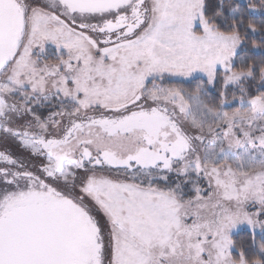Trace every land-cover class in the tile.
Segmentation results:
<instances>
[{
  "label": "snow or ice",
  "instance_id": "1",
  "mask_svg": "<svg viewBox=\"0 0 264 264\" xmlns=\"http://www.w3.org/2000/svg\"><path fill=\"white\" fill-rule=\"evenodd\" d=\"M0 264H264V0H0Z\"/></svg>",
  "mask_w": 264,
  "mask_h": 264
}]
</instances>
